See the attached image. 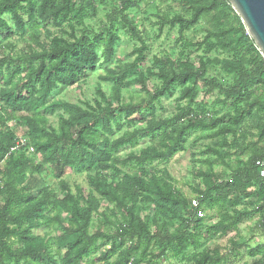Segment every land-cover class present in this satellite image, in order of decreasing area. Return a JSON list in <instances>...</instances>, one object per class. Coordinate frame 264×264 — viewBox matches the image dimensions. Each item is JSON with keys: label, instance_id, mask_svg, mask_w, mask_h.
I'll return each mask as SVG.
<instances>
[{"label": "trees", "instance_id": "trees-1", "mask_svg": "<svg viewBox=\"0 0 264 264\" xmlns=\"http://www.w3.org/2000/svg\"><path fill=\"white\" fill-rule=\"evenodd\" d=\"M106 1L0 0V38L11 33L13 25L18 32L30 33L31 39L26 52L0 58V264H84L93 253L108 245L102 258L108 260L119 253L113 264H159L168 256L190 264H226L227 258L218 249L199 251L200 238L227 235L256 212L263 214L260 226L262 232L264 229V186L256 167V162L264 156V147H256L264 140V58L227 0H187L188 16L162 17L158 29L177 26L179 39L183 40L202 20L216 23L212 29H206L204 41L214 38L232 55L233 60L222 61L223 70L231 74V80L220 83L207 78L210 60L200 59L199 68L194 69L191 64L174 62L165 56L153 62L157 72L152 76L158 78L159 86L151 92L140 71L148 48L128 14L139 7V0H115L97 30L84 29L79 36L76 34L75 27L84 25L85 19L96 17L98 6ZM230 16L237 19L238 25H228ZM51 22L58 25L68 22L71 30L68 39L46 30L44 26ZM120 30L141 44L138 56L134 62L118 65L101 79L112 84L119 97L121 89L129 83L128 78L138 73L134 81L141 85L146 97L137 104L122 103L117 108L101 94V99L94 104H49L58 87L74 86L97 65L112 63ZM199 83L208 93L218 91L223 97L219 103L230 111L220 116L195 114L192 106ZM187 85L190 87L182 95V99L187 100L186 105L172 118H152L145 126L117 136L123 118L154 115L155 103L169 96L174 88ZM146 108H149L148 113ZM56 111L62 113L58 128L54 129L48 125L46 116ZM248 121L256 122L257 141L254 143L239 136V130ZM7 122L26 125L32 140L17 136L16 130L5 126ZM196 131L213 132L214 137L232 135L228 147L233 153L225 155L236 156L238 161L225 179L202 174L208 179L206 189L194 184V198L200 200L198 209L191 206L192 199L174 190L166 172L152 167L153 163L168 162L184 150L188 136ZM142 134L151 139L150 146L138 154L131 153L126 159L118 156L127 147H136ZM18 138L25 139L28 146L8 155ZM32 147L34 153L42 155L43 163L36 164L30 156ZM212 152L220 164H226L225 155L218 150ZM245 156L244 161L241 158ZM44 165L51 168L56 177L66 169L94 173L89 176L94 193L106 201L114 219L120 214L123 220L115 234L90 233L93 216L101 209V201L93 192L74 195L69 186L60 181L62 199L49 188L33 196L25 184L26 178L29 174L45 173ZM122 168L136 172L129 174ZM246 198L256 199L255 203H249L250 209H230ZM141 202L150 203L156 210L154 233L149 231L148 223L136 215ZM50 210L68 217L67 226L54 238L55 253L50 249V242L33 234L34 229L50 225L45 216ZM201 210L216 211L218 217V221L205 230L204 219L198 216ZM102 218L114 223L110 222L107 212ZM169 219L180 222L173 233L166 227L165 220ZM125 241L130 245L122 249ZM62 249L65 252L61 256ZM190 249L194 250L192 254ZM137 251H141L140 256L130 261ZM247 253L253 259L261 256L253 264H264V244L248 248Z\"/></svg>", "mask_w": 264, "mask_h": 264}, {"label": "rangeland", "instance_id": "rangeland-1", "mask_svg": "<svg viewBox=\"0 0 264 264\" xmlns=\"http://www.w3.org/2000/svg\"><path fill=\"white\" fill-rule=\"evenodd\" d=\"M115 0H107L106 3L98 6L97 16L94 18H88L84 20V25H79L76 28V34L79 36L84 29L97 30L101 23L105 21V16L111 11ZM189 9V2L187 0H139V7L131 9L128 14L130 19L134 22L135 26L142 34L143 40L147 45V51L145 52L146 60L141 65L140 71L146 77V87L149 91H153L159 86L158 78L152 76L157 70L153 68V62L155 59L164 58L169 56L174 62L191 64L194 69L199 68L200 59L210 60L209 67L207 68L206 77L213 78L220 83L229 82L231 80V74L223 70V60H233L231 54L227 53L220 47L216 39L211 38L208 42L205 40L206 29H212L216 23L210 22L208 19L202 20L194 29L188 32L183 40L179 39L177 26L167 25L163 30H159V21L162 17L173 18L178 15H186ZM188 16V15H186ZM228 25H238L237 19L234 16L228 18ZM12 27V32L4 35L0 38V58L3 56H17L28 50L31 44L29 38L30 33L18 32L16 28ZM46 30L52 33H57L59 36L68 39L71 30L68 22H63L60 25L56 23H49L45 26ZM119 41L116 47L113 61L108 66L97 65L95 70L89 73L80 83L65 87L60 86L52 93V97L49 104H58L61 102L84 105L89 102L94 104L95 100H100L101 95L110 102L114 108H117L122 103H139L142 98L146 97L145 92L141 90V85L134 81L136 75L128 78V84L121 89V95L117 97L114 86L110 83L102 81V77L106 76L110 72L114 71L120 64L132 63L137 58V49L141 44L130 37V35L124 31H118ZM42 40H45L44 36H41ZM46 42H48L46 40ZM248 60V57L246 58ZM1 86V85H0ZM190 87H176L172 93L163 98L160 103L154 104V115H146V118H141L138 115H133L131 118L122 119V128L117 136L121 135L126 130H133L145 126L148 120L155 118L156 120H163L166 118H172L176 115L181 108L186 105L187 100L182 99L184 91ZM197 95L194 99V105L192 108L197 115L207 116H220L227 111H230L229 107L223 106L219 103L223 97L215 91L208 93L201 83L196 86ZM101 94V95H100ZM146 108V113H148ZM62 112L56 111L53 114L48 113L46 116L48 125L50 128L57 129L59 125V115ZM134 121L133 124L128 125V122ZM5 126H8L10 130H16L17 136L31 137L28 133V128L24 124L18 122H7ZM256 122L248 121L243 128L239 130V136H243L249 142L257 141ZM141 139L138 145L134 148L127 147L118 153L123 159H126L131 153L138 154L141 150L147 148L152 144L149 137L144 134L141 135ZM232 135H226L222 137H214L213 132L209 131H196L191 133L184 145V150L176 153L168 162L164 164L153 163L154 167L158 171L166 172L172 179L170 181L172 187L176 192H179L188 200L193 199L196 196L194 191V184L201 187L202 190L206 189L207 178H204L202 174H214L220 178H227L231 173V168L238 164L236 156H227L232 154L233 151L229 149L228 144L232 141ZM33 144V141H31ZM34 146V144H33ZM258 149L264 147V140L257 144ZM33 148V147H32ZM212 150H218L225 160L226 164H220L217 160V156ZM30 156L33 157L36 164L43 163V157L41 154L30 152ZM247 156L242 157L244 161ZM231 166V167H228ZM45 173L42 175L29 174L26 178L29 191L33 196H37L40 190L49 188L58 198L62 199L64 193L60 186V181H64L71 189L74 195L78 192H83L88 195L93 192L94 196L100 199L101 209L93 216L90 233H96L103 231L107 235L115 234L118 226L123 224L121 215L114 216L111 211L108 210L106 201L98 194L94 193V189L90 185V177L94 173H77L70 169H66L60 177L54 175V171L51 168L44 165ZM129 174H134L136 170L122 168ZM256 202L254 198H246L238 205H231L230 209H250L249 203ZM258 208V207H257ZM107 212L109 214L110 222H106L102 218V214ZM136 215L143 221L148 223V228L151 233H154L156 210L148 202H141L136 209ZM46 220L50 225H43L42 227L33 230V234L40 240L50 242L53 253L56 251L54 244V238L60 234L61 228L67 226V219L64 214L59 213L57 210H50L46 213ZM263 214L256 212L253 213L251 219L243 221L239 224L237 230L230 231L227 235L217 234L210 239L200 238L201 247L199 251H212L218 249L219 252L227 258L226 264H253L257 259H253L248 256V248H255L258 245L264 244V234L260 226V220ZM201 218L204 219L203 230L208 226L214 225L218 221L216 211H203L201 210ZM166 227L170 232H175L180 224L176 219L165 220ZM130 245V242L125 241L123 248L126 249ZM109 245L101 247L95 253L92 254L84 264H113L119 257V253L105 260L102 258V254L106 252ZM145 246L143 245L142 249ZM65 252V249L61 250V256ZM190 254L194 252L190 249ZM141 251H137L134 257L130 261L138 258ZM159 264H190L182 259H174L170 256L161 259Z\"/></svg>", "mask_w": 264, "mask_h": 264}, {"label": "water", "instance_id": "water-1", "mask_svg": "<svg viewBox=\"0 0 264 264\" xmlns=\"http://www.w3.org/2000/svg\"><path fill=\"white\" fill-rule=\"evenodd\" d=\"M264 58V0H227Z\"/></svg>", "mask_w": 264, "mask_h": 264}, {"label": "built area", "instance_id": "built-area-1", "mask_svg": "<svg viewBox=\"0 0 264 264\" xmlns=\"http://www.w3.org/2000/svg\"><path fill=\"white\" fill-rule=\"evenodd\" d=\"M26 146H28L27 141L23 138H18V140L15 142L14 146L12 148H10V152L8 153V155L17 152L19 149L24 148ZM29 152H33V148H29ZM256 167L258 168L259 176H260V178L262 180V184L264 186V156L256 162ZM191 206L194 209H198L200 207V200L198 198L192 199L191 200ZM198 216L199 217L201 216V212L198 213ZM263 234H264V229H263ZM128 264H132V262H130Z\"/></svg>", "mask_w": 264, "mask_h": 264}]
</instances>
